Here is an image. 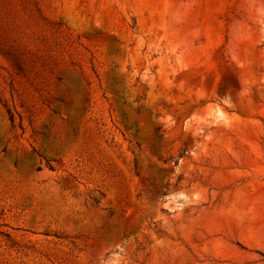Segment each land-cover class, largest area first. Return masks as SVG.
<instances>
[{"label": "rangeland", "instance_id": "1", "mask_svg": "<svg viewBox=\"0 0 264 264\" xmlns=\"http://www.w3.org/2000/svg\"><path fill=\"white\" fill-rule=\"evenodd\" d=\"M0 264H264V0H0Z\"/></svg>", "mask_w": 264, "mask_h": 264}, {"label": "trees", "instance_id": "2", "mask_svg": "<svg viewBox=\"0 0 264 264\" xmlns=\"http://www.w3.org/2000/svg\"><path fill=\"white\" fill-rule=\"evenodd\" d=\"M159 133V130H156V134H158Z\"/></svg>", "mask_w": 264, "mask_h": 264}]
</instances>
